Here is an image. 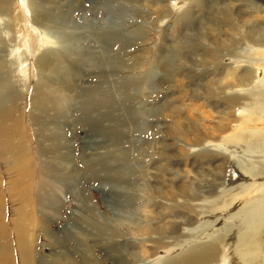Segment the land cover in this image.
Instances as JSON below:
<instances>
[{
	"label": "rangeland",
	"instance_id": "374dc122",
	"mask_svg": "<svg viewBox=\"0 0 264 264\" xmlns=\"http://www.w3.org/2000/svg\"><path fill=\"white\" fill-rule=\"evenodd\" d=\"M248 1L79 0L74 10L70 0L0 4L3 125L17 127L15 143L22 149L16 154L29 161V174L35 170L27 186L34 183L40 202L48 190L57 191L63 202L59 212L41 211L58 244L44 242L39 233L33 247L37 264H80L82 256L90 264H162L204 241L210 231L220 235L219 248L231 252L236 235L254 215L259 230L251 227L248 233L255 234L264 260V211L253 210L264 190V97L259 104L254 98L237 104L229 98L241 89L254 96L263 92L264 13L252 1L264 6V0ZM185 39L191 50L172 62L173 45ZM76 50L82 60L76 61L78 75L72 80L66 66ZM40 57L56 75L48 68L38 76ZM61 79L63 90L56 84ZM61 94L70 102L67 118L58 114L67 111L59 105ZM109 97L116 101L115 115L123 118L132 109L140 115V130L133 132L126 123L130 130L117 148L128 152L124 160L130 169L124 162L119 169L109 166L120 176L109 183L133 191L129 208L117 204L111 185H103L101 169L88 170L94 159L117 151L104 148L98 128L86 122L96 112L104 115V109L90 107ZM41 109L38 136L44 156H38L31 121L32 111ZM240 116L250 117L237 126ZM231 130L238 132L230 145L236 149L223 146L214 153L205 146L222 142ZM253 136L256 147L246 148ZM120 159L121 154L114 157ZM45 164L51 165V177L41 174ZM64 168L80 179L77 200L63 187ZM4 187L8 190V183ZM69 231L75 237L71 241Z\"/></svg>",
	"mask_w": 264,
	"mask_h": 264
},
{
	"label": "bare ground",
	"instance_id": "6f19581e",
	"mask_svg": "<svg viewBox=\"0 0 264 264\" xmlns=\"http://www.w3.org/2000/svg\"><path fill=\"white\" fill-rule=\"evenodd\" d=\"M3 1L4 0H0V4ZM78 2L79 0H72V1L70 0L71 9L74 10L77 7ZM248 2L249 1L246 0V3ZM252 2L256 4L255 7L258 11L264 13L263 5H260L254 1ZM188 42L189 40L185 39L181 44L176 43L173 45L172 56H171V59H173L172 62H174L175 58L177 59V56H179V54H182L184 50H189V49L191 50L190 46L188 45ZM174 55L176 56L174 57ZM72 56L73 57H71L72 58L71 63H68L66 67L68 68V74H70V77L73 80V76L78 75V70H77L78 67L76 65V61L78 62L80 61V59L82 60V55L80 51L76 50L75 52L73 51ZM36 62L38 65V67H36L38 71V76H40L41 72L43 73L48 68L50 69L51 74H55V75L57 74V70L52 68L51 64L47 65V60L44 57H42L41 60L37 59ZM153 67H156V65H153ZM157 68L159 67L157 66ZM64 80L65 79L57 80L56 84L59 90L60 89L63 90L62 85H64ZM148 80L149 77L147 79V82ZM37 88L38 87H36L35 89L34 87L35 96H37L36 95ZM262 89L263 92H261L260 95L256 94L255 96L253 95V92L241 89V91H243L242 93L237 92L238 95L231 96L229 98L234 100V102H236L235 104H237L240 99L250 100L254 98L255 100L256 99L258 100L259 96L264 97V84ZM64 94L63 95L61 94L60 98L58 97L59 99H61V103L59 105L60 107L67 106V107H63L66 108L67 110L70 109L71 107L69 106L70 105L69 98L67 97V95L65 96ZM106 99L107 100L103 102L93 100L94 102L91 104L90 108L93 109L98 106L99 108L104 109L105 113L104 115H101L100 112H96L94 110L96 113L90 117L87 116L86 122H89L91 124L90 125L91 128L93 129L95 127L98 128V134L101 137L102 140L101 144L104 145V148L107 145L114 147L117 150V151L115 150L117 153L114 152V154H111L110 156H104L94 159L92 162L93 166H91L88 170H91V168H94V166H97L99 169H101V171L104 173V176L102 177L104 182L103 185H111L112 187L111 186L110 187L112 189L110 188L111 189L110 191L113 193V197L116 198L117 204L120 207L129 208L128 206L132 203L133 200V195H132L133 191L130 186L126 187V186H120L117 184L115 185L109 183V181L111 180L109 179L110 177H114V176H117V178L120 177L118 175V170L116 171L111 170L109 166L114 165L115 168L117 167V169H119L121 168L120 164L124 162L125 167L128 170L130 169L129 167H127L126 162L124 160L128 152L119 151L117 148L120 146L122 135L125 132H127L129 129L128 127H126L127 125L126 123L132 124L133 132H135L137 129L140 130L139 128L140 126L137 124V120L140 118V115H138L139 113L135 111V109H132V110H127L125 116L121 118V116L114 114V105L116 101H114L111 97ZM259 102L260 101L258 100V104ZM0 105H1L0 106V110H1L2 104L0 103ZM58 111H59L58 112L59 115H62L63 112L64 115L66 116L68 115L69 110L65 111V109L64 110L60 109ZM261 112L264 113V107L261 109ZM249 117L242 118L240 116L238 120L235 119L236 125L238 126V123L242 125L245 121L248 122ZM41 119H44V117L42 116V109L38 111L33 110L31 114V121L35 127V131H36L35 133L37 134L36 143L38 148L37 150L38 156H42V155L44 156L43 148L41 146V140L38 136L39 128L43 122V120ZM63 121H66V119ZM102 121L108 122V125L106 127H102V125L100 124V122ZM97 122H98V126H97ZM13 127H5L3 125V115L0 112V165L1 167H3L0 175V264H37L33 247L34 244H36V240L38 238L39 233H43L44 242L48 240L52 244L53 243L55 245L58 244L55 243L54 237L50 236V233L47 230V226L45 225L47 221H45L43 215L41 214V211L43 212L44 210L48 213L59 212L62 209L63 202H59L57 191L53 192L50 190H48L46 193V199L40 202V197L38 198V195L36 197V194H34L35 189H33V187L34 188L36 187L34 186V183L29 184V186H27L26 180L27 179H29V181L33 180L34 178L33 174L35 170H32L31 174H29L26 168L27 166L26 162L29 161L28 160L26 161L25 159L21 158L20 155L16 154L17 152L21 151L22 148L20 144L19 146L15 143V139L19 137V131L17 127H15V125ZM237 134L238 132H236V130L235 131L233 130L232 133L228 132V135L224 137L222 142L218 143L214 140L207 141L205 146L208 145L209 150L214 153L216 150H218L223 146H226L228 148L226 150H229V147L236 149L234 146H230V145L234 143L235 139L237 138ZM259 136L260 135H258V137ZM255 137L256 136L250 137L249 141L246 142V144L249 143L245 146L246 148L256 147L255 145L256 142L254 141ZM261 137L264 138V134H262ZM120 154L122 155L123 158L120 159L122 161L120 162H118V160L115 161L116 159L114 160V157ZM50 167H51L50 164L48 165L45 164L41 174L43 173L46 175L50 174L49 173L51 170ZM240 168L239 170L245 173V169L242 167ZM64 172H65V178H64L65 181L63 182V187L66 188L69 191V193L72 194L74 200H77V196H78L77 193L79 194V192L78 189L75 188V186L79 184L78 182H80L79 181L80 179L77 175L71 177L70 172L66 168H64ZM6 180L8 183V190L4 187V183L7 184L5 182ZM50 180L52 179L50 178ZM40 181L42 180L40 179ZM41 188H42V183L41 185L39 184V189L41 190ZM35 198L37 200V207H35L36 211L34 213L32 212L31 206L32 203L33 206L35 205L34 202ZM257 202H258L257 205H259L263 209L261 210L259 206H256L254 209L253 208L252 209L256 210V208H258L260 211H264V190L260 193ZM8 204H10V212H11L10 218L8 215L9 214ZM80 204H81L80 205L81 209L86 208L83 202L80 201ZM250 208L247 209L248 211L251 212L252 209ZM117 216L119 220L123 221L124 218H122V215L121 216L117 215ZM247 223L248 224L245 225L244 230L239 232L238 235H236L233 251L231 252L229 250L226 251L224 248L225 246L224 247L222 246L223 247V248L221 247L222 249L219 248L220 245L219 243L221 242V240L219 239L220 235L210 231V233L205 234L204 241H201L200 243L192 244L184 253H178L174 259L162 261V264H229L230 254H232L231 259L234 258L233 264H264V260H260L258 253L256 251L257 246H255L256 244L255 234L248 233L251 227H253L252 231L257 232L259 230L258 221L255 215L253 216V220L250 217V220ZM99 231L100 230L97 229V232ZM66 235H68L66 237L68 241L75 239V237L72 236L71 231L67 232ZM227 236H228L227 234L221 233V237L226 239L228 238ZM80 245L85 247L86 245L85 240H82ZM180 247L182 246H179V248ZM177 248L178 247L173 248L172 250H175ZM80 264H90V263L82 256V261Z\"/></svg>",
	"mask_w": 264,
	"mask_h": 264
}]
</instances>
